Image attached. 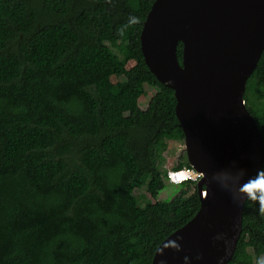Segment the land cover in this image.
<instances>
[{"label": "trees", "instance_id": "obj_1", "mask_svg": "<svg viewBox=\"0 0 264 264\" xmlns=\"http://www.w3.org/2000/svg\"><path fill=\"white\" fill-rule=\"evenodd\" d=\"M153 2L0 0V264H151L197 212L194 181L156 199L164 149L183 132L173 90L140 50ZM176 54L181 62L180 42ZM243 101L264 145V50ZM262 200H245L226 264H264Z\"/></svg>", "mask_w": 264, "mask_h": 264}, {"label": "water", "instance_id": "obj_2", "mask_svg": "<svg viewBox=\"0 0 264 264\" xmlns=\"http://www.w3.org/2000/svg\"><path fill=\"white\" fill-rule=\"evenodd\" d=\"M139 39L146 66L173 90L186 162L204 174L197 212L161 242L151 264H226L241 234L243 189L264 158L243 101L264 50V0H154Z\"/></svg>", "mask_w": 264, "mask_h": 264}, {"label": "rangeland", "instance_id": "obj_3", "mask_svg": "<svg viewBox=\"0 0 264 264\" xmlns=\"http://www.w3.org/2000/svg\"><path fill=\"white\" fill-rule=\"evenodd\" d=\"M105 45L109 46L108 42H104ZM114 50V49H113ZM116 52V50H114ZM145 90L148 93H155L157 88L155 87H150V86H145ZM148 97L145 99V101L140 105L141 107H144L146 105ZM162 163L160 165V169L164 172H168L171 170V167L174 166L178 160H185L186 161V156H185V148H184V141H178V142H167V147L164 149L163 156H162ZM144 188H137L133 190V195L136 197L137 202L140 206H143L147 199L144 197ZM180 191V185L172 184L168 182L167 180L165 181V186L163 190L159 192L157 195V200L166 202L170 201L178 192ZM250 252V249H248ZM261 259L256 258L255 259V264H260Z\"/></svg>", "mask_w": 264, "mask_h": 264}, {"label": "clouds", "instance_id": "obj_4", "mask_svg": "<svg viewBox=\"0 0 264 264\" xmlns=\"http://www.w3.org/2000/svg\"><path fill=\"white\" fill-rule=\"evenodd\" d=\"M173 175L175 176L174 182H180L176 185H179L185 181H188V180L191 181L192 179H194V174H193L192 170H180L178 172L173 173ZM199 175L201 177H203L204 174L199 173ZM166 180H167V178H166ZM172 184H174V183H172ZM243 190L250 193V194L253 192L264 193V175L258 176L257 179H255L251 183L245 185ZM260 211H261V215L264 216V200H262V206H261ZM161 264H163V261H161Z\"/></svg>", "mask_w": 264, "mask_h": 264}, {"label": "built area", "instance_id": "obj_5", "mask_svg": "<svg viewBox=\"0 0 264 264\" xmlns=\"http://www.w3.org/2000/svg\"><path fill=\"white\" fill-rule=\"evenodd\" d=\"M180 170H192L193 174H194V179H192L191 181H194V182H197L198 179L200 178V175L198 172L194 171L192 168H182ZM180 170H169L167 173H166V177H167V180L170 182V183H174V184H178L180 182H174L175 181V176L173 175V173L175 172H178Z\"/></svg>", "mask_w": 264, "mask_h": 264}]
</instances>
